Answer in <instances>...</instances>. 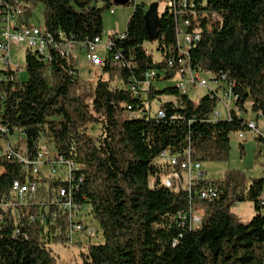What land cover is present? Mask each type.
Returning <instances> with one entry per match:
<instances>
[{
	"label": "trees",
	"instance_id": "obj_1",
	"mask_svg": "<svg viewBox=\"0 0 264 264\" xmlns=\"http://www.w3.org/2000/svg\"><path fill=\"white\" fill-rule=\"evenodd\" d=\"M21 1L24 12L41 4L44 28L80 43L103 37V12L114 4L113 0ZM190 1L200 14H216V19H206L202 27H195L191 63L203 74L212 75L211 79L225 75L236 83V88L228 84V93L239 95L241 108L253 113L255 119L264 116V0ZM167 2L155 23L154 37L145 20L147 4H135L126 37L113 39L116 51L131 63L133 73L128 65L117 69L104 64L92 103L75 61H67L55 51L44 61L28 51L27 80L3 87L2 119L26 132L30 143L45 137L71 167L82 171L78 199L90 207L88 214L98 222L104 243L91 241L87 251H80L77 264H264V210L260 203L264 178H249L232 170L222 179L193 183L191 193L188 189L176 193L153 188V175L178 170L157 161L162 153L182 158L190 151L197 162H226L231 135L245 130L247 122L239 116L212 122L218 104L209 95L195 102L177 87L158 89L159 83L177 76L176 70L168 69L169 61L174 58V63H182L177 33L186 16L181 14V0ZM22 24L28 26L27 21ZM191 33L192 24H185L183 34ZM148 43L156 45L159 59L147 49ZM148 71L160 75L150 100L160 103L167 113L165 119L153 118L152 107H144L128 89L131 76L142 78ZM163 97L174 99L162 102ZM134 108L145 109V118L131 119ZM125 111L130 119L125 118ZM173 115L180 119H171ZM94 126L101 127V135L89 133ZM19 174L16 166L9 167L0 181V195L9 193ZM208 185L215 186L220 199L211 203L194 200V194ZM58 186L50 182L40 190L48 196ZM248 202L254 204L256 214L245 222L233 210ZM195 205L205 210L202 225L196 230L179 227L178 214L190 212ZM14 230L9 218L0 234V264H59L52 245L64 238L50 237L55 229L45 236L38 224L30 223L23 228L28 240L23 235L16 238ZM177 238L179 243L174 246Z\"/></svg>",
	"mask_w": 264,
	"mask_h": 264
},
{
	"label": "built area",
	"instance_id": "obj_2",
	"mask_svg": "<svg viewBox=\"0 0 264 264\" xmlns=\"http://www.w3.org/2000/svg\"><path fill=\"white\" fill-rule=\"evenodd\" d=\"M197 7L190 0H181V14L186 16L183 24L179 25L177 33V49H181L182 63H174V58L168 63V69H174L179 77L177 89L181 94H187L189 87H200L208 89L211 99L217 101V108L211 116L212 122L219 120L232 121L234 116L244 117L246 112L238 104L239 95L228 93L230 82L225 75L215 76L209 81L204 74L191 63L190 45L195 44V27H202L204 20L216 19V14L209 16L206 13L200 14ZM24 12L23 2L16 0V3L0 1V181L5 177L9 167L16 166L19 177L11 183L9 193L0 195V234L10 218L13 221L16 238L25 236L23 228L30 223H35L43 229V235L50 237H63L61 242L67 252L68 261H76L78 250L86 247L99 231L85 224L82 214L84 202L78 199V193L83 183L81 172L71 167L69 161L56 148L48 142L45 137L36 138L31 143L26 132L18 127H12L4 123L2 119L1 101L3 98V87L6 83L19 80L18 76L21 67L15 68L12 65V47L19 50L30 51L47 61L51 58V52H57L67 61H75L77 50L84 51L87 61L95 67H102L104 64L121 69V65H128V71L132 72L131 63L128 62L122 53L116 51L114 36L123 40L126 36L112 35L106 43L103 37L88 39L85 42H77L72 38L61 39L46 30L22 24ZM114 14V10H111ZM192 24V33L183 34V26ZM101 49L106 56H101ZM77 64V63H76ZM164 76L165 73H162ZM80 76V71H79ZM157 71H148L142 78L131 76L128 81V89L144 107H153L154 102L150 100L152 89L159 81ZM167 113L159 106L153 111V118L165 119ZM145 118V109H135L131 119ZM180 119L173 115L171 119ZM149 119V118H147ZM264 116L259 115L254 120L245 124V130L239 132L240 140L244 141L248 132L255 134L259 141L264 142ZM262 122V125H260ZM19 133L18 138L14 137ZM159 162H167L178 170L170 173L157 174L152 176L153 188H166L179 193L188 189L191 193V185L196 182L207 180L203 171L202 163L195 161L191 152L188 151L184 157H169L162 153L157 159ZM50 182H57L58 188L48 192L46 196L40 190L42 185H50ZM194 200L202 202H214L220 199L217 189L213 185L198 190L193 197ZM85 200V199H84ZM264 210V193L260 200ZM29 209L37 212L30 214ZM85 214V213H84ZM87 214V213H86ZM205 210L202 205H195L188 213H179V227L198 229L203 222ZM81 235L84 240L74 241L75 235ZM180 238L181 235H180ZM179 239L174 240V246L178 245Z\"/></svg>",
	"mask_w": 264,
	"mask_h": 264
},
{
	"label": "rangeland",
	"instance_id": "obj_3",
	"mask_svg": "<svg viewBox=\"0 0 264 264\" xmlns=\"http://www.w3.org/2000/svg\"><path fill=\"white\" fill-rule=\"evenodd\" d=\"M142 3L147 4L148 10L152 6H157L159 14H162L169 4L167 0H135L134 4L132 3L128 6H119L113 4L111 9L105 10L103 12V43H106L108 38L112 35H122L126 33L129 20L134 14L135 4ZM112 9L114 10V14L111 13ZM44 12V7L41 4H38L33 6L29 12H23L21 19L23 21H27L28 26L30 27L44 28ZM156 33L157 27L153 24L149 27V34L151 37H154ZM146 47L148 50H153L155 58L159 59V54L156 52L155 44L148 43ZM26 54V50H19L15 46L12 47L11 62L15 68L18 66L21 67L18 78L22 81H26L28 78V74L26 72ZM101 56L103 58L106 56V52H104L102 49ZM76 63L80 71V78L82 80L83 87L90 93L88 101L89 103H92L94 86L98 78H100L102 75L101 68L90 64L86 59L84 51L80 49L77 50ZM203 76L208 81L212 78V75L208 74H204ZM178 82L179 77L176 76V78L173 80L159 83L157 87L159 90H163L166 87H177ZM208 92L209 91L206 88L189 87L187 95L191 100L199 102L208 95ZM173 99V97H163L161 101L169 102ZM159 104L160 103L157 101L152 105V113L153 111L157 110ZM124 116L126 119H130V113L128 111L124 112ZM244 117L247 121L255 119V115L250 111H248ZM260 125H262V122H260ZM89 133L94 136H99L102 133V129L100 126H94L89 129ZM18 135L19 133L14 135V137L18 138ZM230 139L231 151L228 161L202 163L203 171L206 173V179L208 181L222 179L226 172L232 170L241 171L249 178H264V142L259 141L252 132L247 133L246 139L244 141L240 140L239 132L232 134ZM89 211L90 207L86 206L82 212L85 224L99 231L97 236L93 238L92 242L94 244H103L104 237L101 234L100 226L93 216L88 214ZM233 211L242 221L245 222L252 220L256 214L254 204L249 202L237 204ZM73 240L76 241L84 239L78 234L74 236ZM52 248L54 249V253L59 264H77L80 262V253L87 251L86 247H82V249H76L78 250L77 262H71L67 260V250L62 244H53Z\"/></svg>",
	"mask_w": 264,
	"mask_h": 264
},
{
	"label": "water",
	"instance_id": "obj_4",
	"mask_svg": "<svg viewBox=\"0 0 264 264\" xmlns=\"http://www.w3.org/2000/svg\"><path fill=\"white\" fill-rule=\"evenodd\" d=\"M133 0H113V3L119 6H128ZM145 20L147 23V29L149 30V27L151 25H155L156 22L159 20V13L157 6H152L145 15Z\"/></svg>",
	"mask_w": 264,
	"mask_h": 264
},
{
	"label": "bare ground",
	"instance_id": "obj_5",
	"mask_svg": "<svg viewBox=\"0 0 264 264\" xmlns=\"http://www.w3.org/2000/svg\"><path fill=\"white\" fill-rule=\"evenodd\" d=\"M231 93V92H230Z\"/></svg>",
	"mask_w": 264,
	"mask_h": 264
},
{
	"label": "crops",
	"instance_id": "obj_6",
	"mask_svg": "<svg viewBox=\"0 0 264 264\" xmlns=\"http://www.w3.org/2000/svg\"><path fill=\"white\" fill-rule=\"evenodd\" d=\"M82 239V238H81Z\"/></svg>",
	"mask_w": 264,
	"mask_h": 264
}]
</instances>
